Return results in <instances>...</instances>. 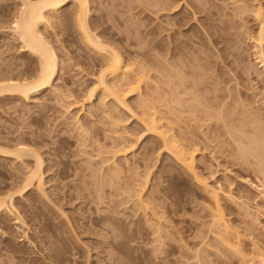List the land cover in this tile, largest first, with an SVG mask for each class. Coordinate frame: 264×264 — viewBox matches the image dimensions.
Here are the masks:
<instances>
[{
	"label": "rangeland",
	"instance_id": "374dc122",
	"mask_svg": "<svg viewBox=\"0 0 264 264\" xmlns=\"http://www.w3.org/2000/svg\"><path fill=\"white\" fill-rule=\"evenodd\" d=\"M138 1H140V3H138ZM138 1L89 0V13L91 17L89 21H94L95 24L97 23V29L93 27L95 32L98 33L102 30L108 36H112L113 38H111L114 39L115 43L118 44L120 41L122 44L126 45L124 39L127 37H129L128 39H135L134 37L137 38L139 35L142 36L140 29L142 31H148L150 28L157 25L159 19H164V16L159 19H156V16L154 17V12L149 10L150 8L146 4L147 0ZM222 1L224 0H208L207 2L209 3H207V5L221 6L223 3ZM248 1L249 0H247V2ZM254 1H249L248 3L250 4L247 5H252V2L253 6L257 5L258 0ZM226 2H233V0ZM259 2L264 9V0H259ZM17 3L18 1L15 0H0V21H2L0 22V29H2L0 30V50L4 47L3 50L6 51L5 54L2 52L3 50L1 51L2 56L0 54V58L2 61L4 60L3 62L6 63V66H14L12 64L14 62L29 61L32 75L34 67L36 66L35 62L31 61L32 57H30L28 53H23L19 50L18 42L16 43V40H13L11 35H9L10 29L8 30V28L11 23L10 20L12 19L10 15L13 14V6L15 8ZM241 4L242 3H236L231 5V7L233 6L231 9L228 4L229 6L227 5L228 9H226V12H232L231 10L235 8V6L237 7ZM145 5L148 6V9L147 7H143ZM69 7L70 6H68L66 10H69ZM184 10L185 12L187 11L186 9L181 10V15L185 14ZM147 11H151V13ZM186 14L188 13L186 12ZM218 14L221 15L220 11ZM188 15L192 26H190L191 30L188 28L185 33L194 30L198 35V40L196 39L197 43L199 42L205 45L200 47L203 50L195 56L199 57L201 55L205 57L208 55L205 57L206 59L202 58L200 62L204 63L203 61H208L211 63L214 69L213 74H222L225 82L224 84L222 83L221 86L224 88V85H226L230 88L229 91L232 92L231 94H225L226 91L224 92L223 88L213 93L212 90L211 92H207L208 88L211 87L209 83L206 84L207 88L204 92V96L207 97L208 103L210 102L213 104V102L216 101L223 104L220 110V116L224 118L222 123L225 126H223L221 121L215 125L213 122H209L206 118L200 116H196L194 120H191L192 117L188 114H181L179 115V124L182 126L181 131L185 135V141L190 139L191 144L192 141L195 143L194 148L197 149L194 153L195 171L210 187L220 189L219 204L224 208L227 216L226 218L230 221L233 229L241 234L239 236V246L235 248H238L244 255L250 254L256 249H260L264 252V198L262 196L264 191H262L263 188L260 186H258V189L254 187L260 184L261 186L262 184L264 185V172H262V170L260 171V168L258 169L259 165L257 166L253 156L248 155L246 156L247 158L245 157L246 159H243L236 154L237 145H239L240 142L237 143L239 131H237L235 127H239L244 135L247 134L245 136H248L254 125L255 128L256 125H260L257 126V129L259 127L262 129V126L264 127L262 123L260 124V121L264 123V74L261 70L262 68L259 67L260 64L255 60L254 46L249 40V37H246L248 34L244 35L245 29L241 26V24L245 25V27L248 25L246 27L248 29L254 27L252 13L244 12L243 15L245 16L241 15L238 18L235 17L237 20L235 18L233 19L235 20V22L233 21V26L236 27L233 31H230L231 33L228 36L233 42V58L232 56L228 57V59L224 61V64L216 57V52H220L225 46L230 47L232 44L225 45L224 43L218 42L213 45L209 44L199 30L202 28L200 26L205 20V15L197 13L195 16H197L198 20L191 18L192 16L190 14ZM224 16L225 17L220 16L214 19V28L222 26L221 22L224 23L231 18L230 16ZM52 17L49 19L51 22L50 25L41 26V29L43 33L45 32L44 34H46L44 35L45 38H47V40L49 38L48 41H50L52 46L54 45V50L56 49V53L60 55V57L58 56L59 61H62L59 62L60 67L66 66L62 68L58 75V77L60 76L61 78L54 82V86L61 90L63 89L64 92L67 89L73 92L70 93L74 99L69 97L71 100L69 99L70 101H67L71 102L76 99L82 102L85 96V90L93 84V75L97 74L100 70V67L96 65L100 59L92 50L82 43L75 24L69 20L67 22L60 20V23L58 17ZM141 22L145 24L146 27L140 26L142 24ZM134 29L139 30L134 31ZM134 32H140V34L135 35ZM162 33L159 35L158 39L161 37L162 41L164 40L167 44L169 39L166 38V32ZM148 38L150 39V37ZM117 48L124 53V50H122L119 45H117ZM128 48L133 52L138 51L136 46ZM165 52L166 51H162L160 53L165 54ZM123 56H125L124 59H129L126 53L123 54ZM71 57L70 66L68 59ZM73 64H75V66ZM1 67H3L2 64ZM226 68L231 69L230 74L224 73L225 71L227 72ZM16 69L13 71V74L18 71L20 72L19 65ZM248 69L250 72H248ZM253 70L257 72L254 73ZM223 73L225 76H223ZM151 74L153 73L151 72ZM206 81L212 82L211 79H206ZM155 84V80L151 79V82L147 86L142 85L141 91L143 93L146 91L153 92L154 96H156V93H154ZM228 94L229 98L226 96ZM219 96H223L222 100H220L221 97ZM135 97L136 96L130 97L129 100H127L128 104H133ZM33 98L34 101L29 103L14 101L7 97L2 98L0 101V145L12 146L14 141H9V139L16 138L22 133L24 136L26 134V137L30 133H34L37 138L39 136L38 139L45 140L44 144L48 143L46 146L43 144V147L40 145L39 148L36 147L39 149L40 154L42 153L41 157L45 160L44 194L40 195V193L34 190L26 194L23 198L15 197L14 199L16 208L26 224V226L24 225L21 228L29 229L28 238L34 242L33 245H30L28 240L23 239L21 231H16L15 238L10 236L11 239L1 234V232H9L11 228L14 229V225L10 224V221L5 222L9 228L4 226L0 227V246H5L9 242L15 245L19 250L14 254L19 256V258L20 256L23 258V260L21 258V262L24 261L22 264H31L32 260H37L39 262L36 261L38 264L48 263L41 259L42 253H46L47 250L43 251L41 254L37 253V251L40 250L39 248L43 246V243H40V241L35 238L37 235L40 237H47L48 239H45L50 240V245H52H48L47 247H50L51 249H49L57 254L58 259H61V261H53L52 264H84L87 252L90 255L88 261H91L93 264L100 262L104 254L101 252V247H99V241L106 240L107 242H111L109 228L112 226V223L110 221H97L96 223L94 218L101 215L105 216L106 214L107 216H114L115 221L113 218L112 220L115 222H113L115 225L117 223L116 217L118 218L117 227L119 226L118 229L120 230L118 232L121 233L122 237L116 241L118 242V249L116 250L117 253L115 252L116 254H114V260H119L118 264L119 262L120 264L243 263L240 261L241 257L239 259L236 253H233L228 250L227 247L225 248L223 244L221 245L219 241H216L217 238H213L215 236H213L212 233L210 235L208 231L209 220L211 219L209 217L210 210H215V206L213 201L208 197L209 195L203 190V187L189 176L184 171V168L177 164L169 154L163 152L156 137L152 135L144 136L145 133L138 120L127 111L115 107L111 98L105 99V105L102 106L101 102L103 100L101 101V99H99V94H97L89 102L86 103L83 101L82 109L77 107L72 110L70 115L65 114V108H63L65 106H61L68 102L62 101L63 103L58 102L60 103L58 104L54 96L49 92L35 95ZM240 100H244L246 104H244L245 102L243 101L244 103L241 106L240 104L242 102ZM244 106L246 107L244 108ZM74 114H77L80 121L83 122L86 127L87 125H92L93 127L97 125V127L95 126L96 129H93V127L91 128L92 130L90 129L94 137L102 136L103 133L101 134V128L105 129L108 135L114 136V134L109 133V129L115 128L111 125V121L115 120L117 121L116 128L118 133H122L123 137H128L133 142L135 140L131 153L126 156L128 161L127 165L122 157L119 158V162L123 168V176L126 177L123 183L126 184L132 182L129 178L131 172L135 173V175H139L149 168L151 172L149 177L150 181L148 183L149 186L145 187L141 195L143 200L148 203L147 208L144 209L145 211L141 209L143 211L137 210L136 214H132L134 212L131 211V208L133 210L136 206L132 207L135 201L133 203L120 205V201L124 203L127 200L125 194L122 191H112V188L109 187H104V189H102L103 193H101V195L103 204H101V200L100 202L97 200L98 194L96 189L98 187L97 180H99V176H96L97 178L95 176L93 177L95 170H91L92 175L91 171L90 173L88 172L90 169H87L88 171L84 170L87 168L85 166L88 165H85L86 161H88L85 158L89 157L88 159H90L92 157V161L94 162L93 159L95 157L93 156L96 154L94 151L95 144L93 143L91 148H79L80 137L79 135L77 136L76 130L73 131V126H71L69 122V116H73ZM256 115L258 116L257 118L261 119L258 120V124H255L257 121ZM63 117L69 118V120L66 118L68 120L67 123ZM34 118H37L39 122H32ZM226 119H230V121ZM231 124L234 129L233 141L227 134L228 127H232ZM174 127L177 129L176 126ZM260 128L258 130H260ZM97 129H99V131ZM254 130L256 131V129H253V131ZM251 132L249 135L253 134ZM62 138H64L65 141H61ZM76 138H78V140H76ZM137 139H139L138 142H136ZM66 140L68 143L64 144ZM54 141L56 143H53ZM60 141L63 143H60ZM92 141L94 142V139ZM102 142L104 143V141ZM190 142L188 140L189 144ZM56 145L59 147L62 145L61 147L65 148L62 150L64 153L62 156L60 155L61 158H59V155H53L54 152L50 151ZM64 145L66 146L64 147ZM81 150L82 152L89 151L88 153L92 156L82 154ZM60 160L67 161L66 170L69 172H67L68 177L66 174L58 175L63 165L58 164L59 166H57L55 163H58ZM18 164L19 163L0 156V193L2 191L5 193L11 192L9 185L11 186L12 183L11 179L9 180L7 176H10V173L14 171L12 169H15V172L20 170V165ZM94 165L95 164H93V166ZM165 168H168L170 171L167 172ZM101 170L105 172L106 168H102ZM74 173L76 174L74 175ZM94 175H98V173L96 172ZM105 182H107V176L105 177ZM261 191L262 193H260ZM3 192L2 194H5ZM229 194L233 197V201L228 199L227 196ZM97 203L99 204L97 205ZM240 205L247 207V217L241 215L243 210L241 209L242 211H240L238 207ZM127 206L131 208L126 209ZM244 206H242V208H244ZM135 208L137 209V206ZM113 209L116 210L118 214L121 213V215H119L120 218L117 213L115 214L116 216L110 215ZM125 215H128V217ZM159 218L161 219L159 221H162L161 224L164 226L163 229H166L168 234L164 232L162 234L163 239L158 238L159 241H156L157 236L155 235L157 234L153 233L154 231L151 230L152 226H148L155 222L158 223L159 221L155 219ZM253 220L254 223L252 227L249 222ZM45 224H49L51 228L49 229L52 231H48V228H44L46 227L43 226ZM153 226L155 227V225ZM247 227H251V229L247 230ZM54 231L57 233L56 238L55 236L52 238L51 235ZM102 235L105 237L104 240H102ZM216 242H218V244ZM34 245H36V247H34ZM35 248L36 250H34ZM196 252L197 254L195 255ZM197 255L201 260L196 258ZM25 258H28L31 262H29L28 259L26 261ZM100 263L111 264V262L107 260H102Z\"/></svg>",
	"mask_w": 264,
	"mask_h": 264
},
{
	"label": "bare ground",
	"instance_id": "6f19581e",
	"mask_svg": "<svg viewBox=\"0 0 264 264\" xmlns=\"http://www.w3.org/2000/svg\"><path fill=\"white\" fill-rule=\"evenodd\" d=\"M15 1H18V3L15 6V8L13 6L12 9L13 14L10 15V17L12 16V19L10 18L11 23L9 24L10 26L8 28V30L10 29L9 35H11V38L13 40H16V43L18 42L19 44L18 47L21 52L23 53L26 52L30 57H32V59L31 58L29 59L35 62L36 66L34 67V72L31 75V66L29 61H22L18 63L14 62L15 64L12 63L15 66L14 67L12 65L11 66L8 65L11 62L7 64L8 66H6V63L3 62L4 60L2 61V59L0 58V63L3 66L1 67L0 64V101L2 100V98L7 97L13 99L14 101H22L23 103H29L31 101H34L33 97L35 95H40L44 92L45 93L49 92L52 96H54L55 101L57 103L58 102L63 103L62 101H67L72 97L71 93L73 92L71 90L67 89L66 90L67 92L66 91L64 92L63 89L61 90L60 88L54 86V82H56L58 79L61 78L60 76L58 77L59 73L61 72L62 68L66 66L60 67L59 62H62L59 61L60 55L56 53L55 51L56 49L54 50L55 48V47L53 48L54 45L52 46L50 41H48L49 38L48 40L47 38H45L44 35L46 34H44L45 32L43 33V30L41 29V26L44 27L50 25L51 22L49 19H51L50 17L52 16L58 17L59 22L60 20H63V22H67L69 20L70 22L76 25L82 43L87 48L92 50L100 59L96 63V65L100 67V70L97 74L93 75L94 76L92 78L94 80L93 84L85 90V96L83 98V101L87 103L95 95L99 94L100 96L99 99H101V101L103 100L101 102L102 106L105 105L104 103L105 99L111 98L115 107L123 109L127 111L130 115L135 117L138 120L139 124L141 125L143 132L145 133L144 136L152 135L156 137V140L158 141L161 149H163V152L169 154L177 164H179L182 168H184V171L189 176H191L196 182H198L199 185L203 187L205 193H207L209 195L208 197L213 201L215 210L213 209L210 210L209 217L211 219L209 220V227H208V231L210 235L212 233L213 236H215L213 238L215 239L217 238L216 241H219V243L221 245L223 244L225 248L227 247L228 250L232 251L233 253H236L239 256V259L241 257L240 261L243 262L241 264H264V252L262 250L256 249L253 250L250 254L244 255L242 252H240V250H238V248H235L239 246L238 245L240 243L239 236L241 234L235 229H233V226L230 224V221L226 218L227 216L225 214L224 208L221 207V205L219 204L220 189L218 188L219 189L218 190L216 188L210 187L203 179L199 177V175L195 171L194 153L197 150L196 148H194L195 143L191 140L192 141L191 144L190 139L187 138H185L187 139L186 141L184 140L185 135L181 131L182 126L179 124L180 122L179 115L181 114H188L190 117H192L191 120H194L195 119L194 117L196 116H200L202 118H206L209 122H213V124L215 125L218 124L219 121H221L222 123L224 119L223 117L220 116L221 115L220 110L223 104L216 101L213 102V104L210 102L208 103L207 97L204 96V92L205 89L207 88L206 85L207 83L211 85V87L208 88L207 92L209 91L211 92L212 90L213 93L216 92L218 89L223 88V86L221 85L222 83L224 84L225 81L222 77V74L221 75L220 74L217 75L218 73L216 75L213 74L214 69L211 66V63H209L208 61H203L204 63L200 62L202 58L206 59L205 57H207L208 55L205 57H202L201 55H200L201 57L195 56L198 55L203 50L200 47L205 45H202L203 43H199V42H198L199 44L197 43L198 35L194 30H193L194 32L193 31L189 32L188 30V32L191 34L185 33V31H187L188 28L190 29V26H192L189 21L190 19L188 14H190L192 16L191 18L195 20H198L197 16H195L197 13L200 14L202 13V15H205L204 16L205 20L203 23H201L200 26L202 28H200L199 26L198 27L200 28L199 29L200 33L202 32L203 36L205 37V40H207L209 44L213 45L214 43L217 42L224 43L225 45L230 43L232 44L230 47L225 46L224 49H222L220 52L219 51L216 52V57H218L221 63L224 64V61L227 60L228 57L232 56L233 58V42L230 40V38H228V36L231 33L230 31H233V29L236 27L233 26L234 25L233 21L235 22V20L233 19L235 17L238 18L241 15L245 16L243 15L244 12L252 13L254 27L248 29L246 28L248 25L245 27V25L241 24V26L245 29L244 35L248 34V36L246 37L247 38L249 37V40L254 46L255 60L258 64H260L259 67L262 68L261 70L264 74V9L260 5L259 0H258L259 3L257 2V5L254 6H253V2L252 5H247L250 4L248 2L251 0H249L248 2L247 0H233V2H226L229 0L226 1L224 0L226 3L222 1L223 3L221 6H217V5L212 6L210 4H208L209 5L208 6L207 5V3H209L207 2L208 0H147L146 4L150 8L149 10L154 12L155 14L154 17L156 16L155 18L159 19L162 18V16H164V19L161 20L159 19L157 25H155V27L150 28L148 31L147 30L142 31L139 28L142 33V36L139 35L137 38L134 37L135 39H128L129 37H127L126 39H124L126 45L122 44V42L120 41L118 42V44L115 43L114 39H112L113 37L111 36L112 37L111 38L110 36L105 34V32L102 30L98 33L95 32V29H97L96 27L97 23L95 24L94 21L93 22L89 21V19L91 18L89 13L90 12L89 0H15ZM138 3H140V1H138ZM236 3H242V4L238 5L237 7L235 6L236 9L233 8L231 10L232 12L230 13L226 12L227 11L226 9H228L227 8L228 4L230 5L228 6L231 9L233 7V6L231 7V5H234ZM68 6H70L69 7L70 9L68 8L69 10H66ZM148 6L145 5L143 7H147L148 9ZM183 9H186L187 10L186 12L188 14H186L184 10L185 14L181 15L180 11ZM151 11L150 12L147 11V12L151 13ZM219 11L221 15L218 14ZM224 15H226V17L230 16L231 18L229 20H226V22L224 23L221 22L222 26H218V28H214L215 27V24L213 23L214 19L220 16L225 17ZM140 26L146 27V25L143 23ZM93 27L96 28L94 29ZM138 30L134 29V31H138ZM162 32H166L167 35L166 38L169 39V41L166 40L168 41L167 44L164 42V40L162 41L161 37L158 39L159 35ZM134 34L138 35L140 34V32L139 33L134 32ZM148 37H150V39ZM117 45H119L120 48L124 50V53L118 50ZM132 46H136L138 51L133 52L132 50H129L128 47H132ZM162 48L165 49L162 50V51H166L165 54L160 53L162 52L160 51ZM3 49H1L0 52ZM2 52L4 54L6 53V51L4 50ZM2 52L0 53L1 56H2ZM122 53L123 54L126 53L127 56H129V59L128 60L124 59L125 56H123ZM70 59H72V57L68 59L69 63H70ZM18 65L20 67V72L18 71L17 73L15 72L13 74V71L17 68ZM69 65L71 66V63ZM73 65L75 66V64ZM228 69L227 72L225 71L224 73L230 74L231 69L229 70ZM151 72L153 74H151ZM248 72H250L249 69ZM253 72L256 73L257 71L255 72V70H253ZM224 73L223 76H225ZM151 79L155 80L156 83L154 87L155 89L154 93H156V96H154L153 92L146 91L143 93L141 91L142 85L147 86L151 82ZM206 79L207 80L211 79L212 82L210 83L206 81ZM223 89L224 92L226 91L225 94L227 93L231 94L232 92L229 91L230 88L227 87L226 85H224ZM229 94L226 95L228 96L227 98H229ZM134 96H136L135 99L133 100L134 103L128 104L127 100H129L130 97H134ZM222 97L221 99L220 98L219 99L222 100ZM69 101H67L68 102L67 104L64 102L65 104L61 105L62 107L65 106L63 107L65 108L64 109L65 114L70 115L73 109L77 107L80 108L83 107V101L81 102L76 99L75 101L73 100L71 102ZM243 101H241L242 102L241 104L239 103L241 106L245 102ZM244 104H246V102ZM245 107L246 106H244V108ZM69 117H70L69 122L70 125L73 126L72 127L73 131L76 130L77 136L79 135L80 137V138L78 137L80 139L79 148L80 147L91 148L92 144L93 143L95 144L94 151L96 154L93 156L95 157L93 159L94 162L92 161V157L90 159H88L89 157L85 158L86 160H88L86 161L85 165L86 164L88 165L85 166L87 168H85L84 170L88 171L87 169H90L88 171L89 173L91 170L93 171L95 170L93 173V177L99 176V180H97L99 184L97 183L98 187L96 189V192L98 194L97 200H99V202L101 200V204H103L102 202L103 198L101 195V193H103L102 189H104V187H109L112 188V191L113 190H116V192L122 191L125 194L127 200L124 203L122 201L120 202L118 201L120 205L131 202L133 203L135 201L136 204L133 203L132 207L136 205L137 209L135 208L136 206L134 207L133 210L130 206L126 207V209L131 208V211L134 212L132 214H136L137 210L143 211L144 209H146L148 203L145 200H143L141 195L143 194L145 187L149 186L148 185L150 181L149 177L151 175L149 168H147L144 172H142L139 175H135V173L131 172L129 178L130 181L132 180V182L130 184H126L123 183L124 178L126 177L123 176V168L119 162V158L122 157L124 159L125 164L127 165L128 161L126 159V156L129 153H131L132 148L135 144V140L133 142L128 137H123L122 133H118V130L116 128L117 121L115 120L111 121V125L114 126L115 128L109 129V133L114 134V136L108 135L105 129L101 128L102 129L101 134L103 133L102 136L94 137V135H92L91 133L92 132L91 128L93 127L92 125L91 126L87 125L86 127V125L80 121L77 114H74L73 116H69ZM257 117L258 116L256 115L257 123L255 122V124H258L259 123L258 120H261ZM66 118L63 117V119L67 123L69 118H67L68 120ZM230 119L229 120L226 119V120L230 121ZM33 121L35 123L39 122L37 118L32 119V122ZM261 123L264 125V123L260 121V124ZM258 125H256V128L255 125L254 127H252L251 130L252 132L251 131L250 132L253 134L249 135L250 134L249 132L248 136H245L247 134L244 135L243 132L240 131L239 127L238 128L235 127V129L239 131V136L237 135L239 141L237 140V143L240 142V144L237 145L238 148L236 149L237 152L236 154L237 156L243 159L248 155L253 156L257 166L259 165L258 169L260 168L259 170L260 171L262 170V172H264V127L262 126V129L259 127L261 130L260 131L258 130L259 128L257 129ZM95 126L97 127V125H94V127ZM174 126H176L177 129ZM223 126L225 125L223 124ZM231 126L232 127H228L227 134L233 141L234 129L232 124ZM94 127L93 129H96V127L95 128ZM253 129H256V131L255 130L253 131ZM97 130L99 131V129ZM22 134L18 135L16 138L9 139V141H14L12 146L0 145V156L6 159H10L16 163H19L18 165H20L19 166L20 170H17L15 172V169H12L14 171L10 173V176H7L9 180L11 179L12 184L11 186L9 185L11 192L5 193L2 191L5 194H2V192L0 193V227L3 226L8 227V225H6L5 222L10 221L11 222L10 224L14 225V229L11 228L12 230L9 229V232L7 231L1 232V234H3L4 237H10V236L14 237L16 231H21L22 232L21 235L23 239L28 240L29 244L33 245L34 242L28 238L29 229L21 228L24 225L26 226V224L24 222V219L21 217V214L19 213L18 209L16 208L14 199L15 197L23 198L26 194L34 190L40 193V195L44 194L43 186L45 183L44 182L45 160L41 157L42 153L40 154L38 148L39 145L43 147L45 140L38 139L39 136L37 138V136H35L34 133H30L27 137L26 134L25 136ZM78 138H76V140H78ZM93 139L94 142L92 141ZM63 140L65 141L64 138L61 139V141ZM138 140L139 139H137L136 142H138ZM188 140L190 144L188 143ZM61 141L60 143H63ZM102 141H104V143ZM53 143L56 142L54 141ZM67 143L68 141L66 140V143L64 144ZM47 144L44 145L46 146ZM56 146L52 148L50 151L54 152L53 155L56 156L59 155V158H61V156L64 153V151L62 150H64L65 148H62L61 147L62 145L60 147L58 145ZM65 146L66 145H64V147ZM88 152L86 151L82 152L81 150L82 154L92 156ZM55 164H57V166H59L58 164L63 165V168L59 171L58 175L60 176L62 174L64 175L66 174L67 176V172H68L66 170L67 161L60 160L58 163ZM93 164H95L94 166L96 168L93 166ZM102 168H106V171L105 172L102 171L101 170ZM165 170L167 172L170 171L168 168H165ZM96 172L98 173V175H94L96 174ZM75 174L76 173H74V175ZM91 175H92V171H91ZM106 176H107V182H105ZM258 186L264 189L263 184L262 186L260 184L254 187L258 189ZM263 189L262 191H264ZM262 191L260 193H262ZM262 196L264 198V192L262 193ZM227 197L230 201H233L232 200L233 197H231L230 194ZM98 204L99 203H97V205ZM242 206L241 205L238 206L240 211L243 210V212H241L242 214L240 212L239 213L247 217L248 209L246 206H244V208H242ZM113 211H112L113 214L111 212L110 215H115L117 213L116 210L113 209ZM227 214L230 215L229 213ZM117 215L119 217L121 213L120 214L117 213ZM125 216L128 217V215ZM112 218L114 220V216L111 217V216H107L106 214L105 216L102 215L99 217L96 216L94 220L96 221V223L97 221L98 222L110 221L112 223V226L109 228V234L111 233V242L110 241L107 242L106 240H105L106 242L99 241V247H101V252L104 254V257L102 256L103 257L102 260L110 261L111 264H118L119 260L118 259L114 260L115 259L114 254L117 253L116 250L118 249L117 247L118 242L116 241L122 237H121V233L118 232L120 231L118 229L119 226L117 227L118 218L116 217L117 219L116 225L114 224L115 220L113 221ZM155 220L159 221L161 219L159 218ZM161 223L162 221L161 222L159 221L158 223L155 222L154 224L149 223L150 225L147 224L149 225L148 227L152 226L151 227L152 229L151 228L150 229L153 230L154 232L153 231L151 232L157 234L155 235L157 236L156 241H159L158 238L163 239L162 234L164 232H166L165 234H168L167 230L163 229L164 226ZM249 223H251V226L253 227L254 220L250 221ZM153 225H155V227ZM43 226H46L44 228L46 229L48 228V231L51 229L49 224H45ZM246 229L249 230L251 229V227L250 228L247 227ZM51 235L52 238H54V236L56 238L57 233H55L54 231L51 233ZM35 238L38 239L40 243H43L42 247L40 248L38 247L40 250L37 251V253L41 254L43 251L47 250L46 253L44 252L42 253L41 259L44 262L47 261L49 264L50 263L52 264L53 261L54 262L56 260L61 261V259H58L57 254L53 253L50 250L51 249L50 247H47L48 245L51 244L50 240L45 239L47 237L44 236L40 237L39 235H37L35 236ZM104 238L105 237L103 236L102 240H104ZM216 243L218 244V242ZM34 247H36V245H34ZM18 250L19 249H17L15 245H13L11 242L6 244L5 246L1 245L0 264H22V262H24V261L21 262L22 257L20 256L19 258V256L14 254L17 253ZM34 250H36V248ZM196 254L197 252L195 253V255ZM89 257L90 255L87 252L86 261L84 264H93L91 261H88ZM196 258L197 259L199 258L201 260V258L198 257V255ZM102 260L99 261L102 262ZM36 261L37 260H32V263L38 264L39 262L37 261L38 262L37 263ZM100 262H97L96 264H102Z\"/></svg>",
	"mask_w": 264,
	"mask_h": 264
}]
</instances>
